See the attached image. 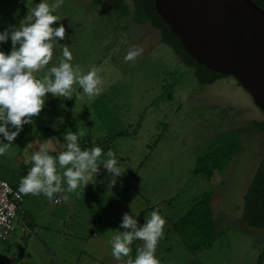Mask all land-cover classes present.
Returning <instances> with one entry per match:
<instances>
[{"label": "rangeland", "instance_id": "374dc122", "mask_svg": "<svg viewBox=\"0 0 264 264\" xmlns=\"http://www.w3.org/2000/svg\"><path fill=\"white\" fill-rule=\"evenodd\" d=\"M41 2L0 0V33L9 26L19 27L28 11ZM47 2L51 5L55 0ZM103 4L95 6L92 0H63L60 8L53 12L58 17L53 27L63 24L65 39L53 40L52 61L36 73L37 78H42L51 67L58 66L64 45L70 47L74 67L79 65L81 69H90L96 66L99 69L103 91L98 99L102 103L98 105H101L104 114L97 117L93 113L70 123L66 113H61L57 120L63 137L76 128L78 133L83 131L85 137L105 140L101 148L105 152L109 149L114 152L117 166L125 179L143 174L123 199L115 202L105 200L102 210L123 216L125 208L147 210L148 205L136 194V190L146 193L150 187L146 186L145 174H153L155 179L151 191L155 195L163 193L158 196L159 199L166 198L165 205L158 208L166 223L175 222L188 214L192 205L206 195L210 196V207L214 220L220 224L219 229L224 225V233H217L218 236L207 244L205 229L208 230V220L203 215L206 212H195L182 226V237L177 233L167 237L163 233L155 253L160 264H256L264 249V230L251 229L249 233L244 230L234 235L229 231L236 224L238 229L241 227L239 218L244 209V197L256 172L253 164L250 171L243 169L247 149L251 146L247 142L248 135H252L257 144V159L261 161L264 158V133L254 128V123L263 119L262 112L252 107L255 106L252 97L231 77L212 85L199 84L194 70L182 63L162 42L158 30L150 23L135 25L136 13L131 2L125 4L129 9V15L125 16L115 10L113 0ZM121 26H127L126 31ZM4 44L11 53V39ZM133 46L143 51L133 61L125 62L124 57ZM74 93L83 94L81 99H90L83 89ZM46 98L54 100L52 104H55L58 97L48 93ZM98 105L95 107L98 108ZM57 108L66 110L67 104L57 105ZM77 108L84 107L80 105ZM66 126L68 129L64 130ZM84 136H80L81 141ZM160 138L161 147L155 159L167 158L164 162L169 167L156 172L154 166L145 164L143 173H138L151 153L150 148L155 147ZM86 140L87 146L96 145ZM215 151H218L216 155ZM209 157L219 159L216 163L219 170L212 178L205 172L195 175L193 171L197 160ZM213 160L207 161L208 166ZM97 188V185L89 186V194H95L94 190L100 191ZM114 188L118 189L116 185ZM180 191L179 199L168 204ZM102 210L94 213L88 206L84 212L88 216L80 217V234L85 240H91L94 234L100 235L94 241L103 238L104 234L113 238L118 234L116 231H125L119 229L112 218L101 219ZM152 211L149 210L143 217V226ZM22 216L17 225L24 223V214ZM22 229L17 226L14 237H21ZM183 240L191 248L199 246V251L190 253L188 248H184ZM27 244L25 240L23 248L26 249ZM64 253L69 251L66 249Z\"/></svg>", "mask_w": 264, "mask_h": 264}, {"label": "crops", "instance_id": "0c3cea01", "mask_svg": "<svg viewBox=\"0 0 264 264\" xmlns=\"http://www.w3.org/2000/svg\"><path fill=\"white\" fill-rule=\"evenodd\" d=\"M103 5L104 4H102V6ZM135 25L138 26L136 23ZM121 27L124 29V31H126L125 29L127 26ZM0 51H3L5 54H10L9 47L4 43H0ZM81 70L83 72L84 70H87L88 72L90 69ZM72 90L73 91L70 92L68 97H58L55 101V104H52L54 100L46 98L45 106L41 113L38 116L33 117L31 123L25 124L23 126V130L20 132L15 141L8 142L4 139L3 135L0 134V142L5 144L11 143V146L7 149V151L3 155H0V177H2V179H12V181L8 180V182L12 183L14 187L18 188L21 179L27 175L33 166V162L31 160L32 154L48 140H51L47 142L49 152L54 157L58 156L59 152L66 150V142L62 136L63 132L59 133V131L62 129L58 128V114L60 116L66 113L67 120H70V123L80 121L81 118L87 117L91 114L93 115V113H95L97 117L104 114V110L100 109L101 105H98L99 103H102V100H98L100 95L90 99H81L80 97H83V94L81 95L79 93L78 95L74 93V91H81L82 88L78 84H74L72 86ZM58 99L60 103H58ZM61 104H67L66 110L57 108V105ZM80 105L84 108L78 109L77 106L79 107ZM96 105H98V108L95 107ZM249 106L251 105L249 104ZM252 107L258 109L256 105H253ZM91 108H94V110H91ZM263 120L264 115L261 121ZM8 129L10 132L15 131L11 125H8ZM66 129H68L67 126L64 130ZM71 131L78 134L76 128ZM245 138L246 137L244 136L243 139L245 140ZM253 138L254 137L252 135H248L247 137V142L250 143L251 146H249L247 149V157L244 161L243 169L250 171L252 168L251 165L253 164L257 172L263 159H261V161L257 159V144ZM81 139L82 138H80L78 135V142L80 146L86 147L87 149H90L94 146L101 147L103 141L105 142V140L93 138L92 136H86L82 141ZM86 139L90 140L91 144L93 141H95L96 145L87 147ZM160 139L155 143V147L153 146L150 148L151 153L147 156L146 162L142 164V168L138 173H143L142 169L145 164H147V166H154L153 170L156 172L162 171L165 167H169V164L164 162L167 158H162L160 161H156L155 159V156L161 147L160 143L162 138ZM247 142L245 144H247ZM103 152L105 155H103L98 161V164L100 165L99 171L94 175L93 179L89 181L88 185L82 184L75 192H68L67 184L62 180V187L65 189V191L54 194L51 200H49L43 194L25 195V202L20 213V220L24 214L25 221L23 224L17 225L23 228L21 233L22 236L14 237L17 232L16 229L14 235L7 242L0 243L1 264H126L128 259L127 257H122L120 260H117L112 255L111 237L104 234L103 238L94 241L96 238H98L95 234L92 235L91 240H85L83 235L80 234V217L88 216L84 213L88 206L92 207L94 213H98L102 210L105 200L110 199V202L120 201L134 186L136 179L141 178L143 175L137 174L136 177L132 176L129 179H125L121 174L120 177L116 178L115 185L118 187V189L114 187L109 189L108 186L113 177L112 174H110L108 170H106L102 165L103 161L107 158V152H105V150H103ZM196 167L197 166H195L193 171L194 174ZM57 168L58 172L62 175L65 169L59 168L58 164ZM152 175L145 174L146 186L150 187V189H147L146 193L144 192V194H142L136 190V194H138L142 200L146 202V205H148L147 210L139 211L132 208L124 209L125 213H128L129 215H132L134 219H137L139 227H143L142 219L149 210H156L160 206H164L166 203V198H158V196H162L163 193L155 195L153 191H151V186L153 184V180L155 179V177ZM92 185H97V189L100 191L94 190L95 194H89L88 187ZM181 193V191L177 192L175 197L171 199L169 201L170 203L168 204H172L173 200L179 199ZM65 196L67 197V200L63 199ZM89 198H93V200L89 201ZM135 198H137L136 195ZM58 200H62V202L57 203ZM137 200L139 199L137 198ZM196 204L197 202L192 205L191 210L194 208V206H196ZM119 209L121 210L122 208L119 207ZM136 214H138V216H136ZM186 215L187 213L175 222L168 221L163 229V233H165L167 237L173 236L176 233L179 235L177 229ZM100 216L101 219L112 218L113 222L118 224L120 229L123 215H117L113 212L102 210ZM239 221L241 227L238 229L236 227L237 224L234 225L232 227L233 229L229 231L230 234L234 235L241 232L243 233L244 230L246 233L251 232V228L243 220V212L242 216L239 218ZM216 222L217 221L215 220V223ZM219 227L220 224L216 223L214 238L217 233H224V225H222L220 229ZM25 240L28 242L26 249L22 246V243H24ZM182 244L184 248L187 249L185 243L183 242ZM142 246L143 241H140L138 244L137 240H135L130 246V256L133 259H135L137 255L136 249ZM21 249L24 250L21 252ZM66 249L69 251L68 254L64 253ZM189 252L195 253L192 251Z\"/></svg>", "mask_w": 264, "mask_h": 264}, {"label": "clouds", "instance_id": "9594fccd", "mask_svg": "<svg viewBox=\"0 0 264 264\" xmlns=\"http://www.w3.org/2000/svg\"><path fill=\"white\" fill-rule=\"evenodd\" d=\"M62 4L63 0H55L51 5L47 0H42L28 11L19 27L9 26V29L0 33V43H6L9 38L12 42L10 54L0 51V134L8 142L15 141L23 126L31 123L32 118L41 113L48 93L57 97H68L74 84H78L90 98L99 96L103 91L99 69L92 66L85 74L79 65L74 67L68 45L62 46V59L58 66L51 67L42 78L36 76L37 72L46 68L52 61L53 40L65 39L64 25L53 27L58 21L53 12ZM142 51V48L133 46L124 57L125 62L133 61ZM8 125L15 131L10 132ZM78 135L82 137L84 132L77 134L68 131L64 135L66 150L59 152L56 157L49 152L47 142L51 140L42 144L31 156L33 166L21 179L19 193L43 194L51 200L54 194L65 191L62 180L67 184L68 192H75L82 184L88 185L98 173V161L105 154L99 146L82 150ZM10 146L11 143L0 142V155ZM106 156L107 159L102 165L112 174L113 178L108 186L111 189L116 184V178L121 176V169L117 166L115 154L111 149L107 151ZM57 164L59 168L65 169L62 175L58 172ZM63 199L67 200V197ZM165 223L159 209L151 212L143 227L138 226L137 219L132 215L125 213L120 225L125 231H116L118 234L111 240L112 255L117 260L127 257L126 264H160L155 253L158 241L163 236ZM99 236L97 234V237ZM135 240L143 241V246L136 249L137 255L133 259L130 256V246Z\"/></svg>", "mask_w": 264, "mask_h": 264}, {"label": "water", "instance_id": "95a60500", "mask_svg": "<svg viewBox=\"0 0 264 264\" xmlns=\"http://www.w3.org/2000/svg\"><path fill=\"white\" fill-rule=\"evenodd\" d=\"M198 64L233 77L264 112V10L252 0H155Z\"/></svg>", "mask_w": 264, "mask_h": 264}, {"label": "trees", "instance_id": "16d2710c", "mask_svg": "<svg viewBox=\"0 0 264 264\" xmlns=\"http://www.w3.org/2000/svg\"><path fill=\"white\" fill-rule=\"evenodd\" d=\"M106 1L108 0H93V5L99 6ZM128 1L134 5V9L136 13V18L134 20V23H136L137 25H144L146 23H150L154 29L158 30L161 33L162 42L166 43L172 49L175 56L179 58L182 63L191 67L194 70L195 77L199 82V84L212 85L220 79L230 78V76L228 75H221L217 72L210 70L206 66L198 64L197 61L191 55H189L183 43L180 41V39L176 37V35L171 31V29L165 23L162 17L158 14L155 8V0H113L115 10L123 16L129 15V9L125 5L126 2ZM252 1L264 10V0H252ZM237 84L238 86L241 87V85L238 82ZM260 111L264 115V112L262 110ZM254 128L264 133V120L261 122L254 123ZM81 148L82 150L87 149L86 147H81ZM218 151L213 152L214 155H216L215 153H218ZM209 160L212 161L213 158L209 157L207 160L200 158L198 160L197 167L195 169L196 175L205 172V174H207L208 177L212 178L214 176V173L217 170H219L218 169L219 166L216 164L219 161V159L215 157L213 163H211V166H208L209 162L207 161ZM204 165H206V167H204ZM203 169L205 171H203ZM200 200L201 201L197 203L196 206H194V208L181 221L179 228L177 229V232L179 233L180 237H182V226L187 224V219L193 217L195 212L197 211L202 212L205 210L206 213L203 212V215L207 217L208 220V230L205 229V232L207 231L206 243L209 244L210 242H212L214 238L216 223L213 218V214H212L213 212L210 207V196L207 197L206 195H204V197ZM243 220L251 229L264 230V158L261 161L260 166L257 172L255 173V177L252 183L250 184V187L245 195ZM139 242L140 241L137 240L138 244ZM183 242L185 243L186 247L192 252H197L200 249L199 246L191 248V246H189L186 241L183 240ZM263 262H264V249L262 250L256 264H263Z\"/></svg>", "mask_w": 264, "mask_h": 264}, {"label": "built area", "instance_id": "2783aa9c", "mask_svg": "<svg viewBox=\"0 0 264 264\" xmlns=\"http://www.w3.org/2000/svg\"><path fill=\"white\" fill-rule=\"evenodd\" d=\"M24 202L25 195L19 193V187L0 178V243L7 242L16 232Z\"/></svg>", "mask_w": 264, "mask_h": 264}]
</instances>
